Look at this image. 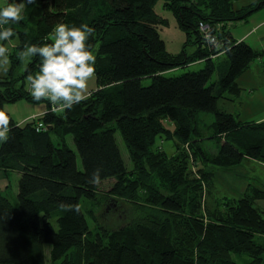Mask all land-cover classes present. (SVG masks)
Listing matches in <instances>:
<instances>
[{
  "label": "trees",
  "instance_id": "16d2710c",
  "mask_svg": "<svg viewBox=\"0 0 264 264\" xmlns=\"http://www.w3.org/2000/svg\"><path fill=\"white\" fill-rule=\"evenodd\" d=\"M155 1L37 0L19 23L0 25L18 40L8 51L9 73L0 75V109L19 98L34 101L24 79L39 71L40 58L29 59L21 75L13 73L24 45L50 43L60 22L94 27L97 79L88 99L71 110L53 111L48 103L21 123L5 110L11 131L0 141V168L17 171L19 178L15 203L0 192V264H264V216L255 205L264 188L212 194L216 169L229 171L246 157L264 163V119L241 120L217 105L239 93L238 76L263 55L225 25L246 20L264 0L238 8L232 0H165L186 34L176 54L159 34L165 19L154 10ZM201 20L210 23L215 41L202 35ZM192 43L196 47L187 53ZM217 53L224 59L216 60ZM198 60L204 63L197 70L164 75ZM200 110L214 114L207 135L217 145L213 151L201 144ZM171 137L177 146L169 155L157 140ZM97 168L99 181L114 179L107 204L122 207L127 220L93 231L80 203L98 192L99 181L90 182Z\"/></svg>",
  "mask_w": 264,
  "mask_h": 264
},
{
  "label": "rangeland",
  "instance_id": "374dc122",
  "mask_svg": "<svg viewBox=\"0 0 264 264\" xmlns=\"http://www.w3.org/2000/svg\"><path fill=\"white\" fill-rule=\"evenodd\" d=\"M164 1L165 0H156L154 2V10L160 17L165 19L164 23L158 24V31L164 41L166 50L176 54L181 51L186 41V34L178 24L177 18L173 11L168 6L164 5ZM232 1L234 2L235 6H240L245 0ZM7 3L8 0H0V8L4 7ZM203 6L205 7V5ZM205 11H208V9L206 8ZM225 27L226 29L230 30L235 39H244L245 42L250 44L252 47L262 50L263 55L259 58H256L251 63L250 70L243 74L244 76H241L243 78H240L239 86L241 88L237 94L238 97H233L234 99H231L232 96L229 95L228 98H220L217 105L219 108L225 111L232 112L236 118L239 116V118L243 117L256 120L264 112V6L254 10L248 15L246 20L240 19L236 21H229ZM17 41V38L13 37L10 40L5 41L4 46L10 52L14 49ZM195 47V44H190L186 47V52L191 53ZM214 57L216 60L221 61L224 59V54L217 53ZM20 59V63L14 70V76H19L24 72L26 64L29 60L28 58ZM203 63V60L193 61L187 65L177 66L166 70L164 75H178L187 70H197L203 66ZM9 66L10 63L7 66L8 70L6 72L3 70V68H0V75L9 73ZM216 76L217 69L214 71L211 79L216 78ZM26 77L27 76H25L24 79L25 87L30 89V86L26 81ZM252 77H254L258 82L257 85L259 87L253 88L252 83L250 82V78ZM20 82L21 79H19V82L16 83V86H18ZM142 82L147 84L150 82V79L144 78ZM96 86L97 79L94 75V77L88 82V92L96 88ZM48 106L49 104L47 101H41L37 103L36 101H28L24 98H19L14 102H5L3 104L4 110L9 112L11 116L18 121H21L22 119L27 120L29 118H33L41 114L40 112L45 111ZM198 118L203 122L204 125L203 132L205 137L201 140V144L205 149L213 151L216 149L217 145L215 141L210 137H207V135L210 134L208 124L213 121L214 114L212 111L200 110ZM165 124L170 128H173L174 126L173 123L165 122ZM115 135L125 163L128 168H131L132 163L129 159L125 142L122 139L119 131H116ZM53 140L56 142L55 135H53ZM67 140L71 148L75 149L71 135H67ZM157 143L161 145L165 152L169 155L173 153L177 146L175 137L164 140L160 138L157 140ZM77 162L79 166H81L79 158H77ZM190 166L193 167L192 165ZM216 170L217 172L213 178L214 184L212 187V194L214 195L220 196L226 193L228 196H239L247 186L264 188V163L261 161L246 157L229 171H222L220 169ZM18 178V172L8 168H0V192L7 195L13 203L17 201L16 193L18 189ZM113 182L114 179L112 178L99 181L97 184L98 192L94 195V197L91 200L81 199L80 204L83 207L86 216L88 217L87 219L89 227L93 231H95L100 226L108 228L118 227L127 220L124 212L122 211V207L116 208V205L112 202L111 204H107L106 197L108 194V189ZM209 196L210 195H208L206 199L212 201L214 197H211L212 195L210 197ZM255 205L262 209L264 216V197L257 198L255 200ZM44 252L45 257L47 258L49 254V244H45Z\"/></svg>",
  "mask_w": 264,
  "mask_h": 264
},
{
  "label": "clouds",
  "instance_id": "9594fccd",
  "mask_svg": "<svg viewBox=\"0 0 264 264\" xmlns=\"http://www.w3.org/2000/svg\"><path fill=\"white\" fill-rule=\"evenodd\" d=\"M36 3L37 0H8L0 8V25L19 23L24 18L25 8ZM94 34V27L88 23L76 26L60 22L54 25L50 43L24 45L21 58H40L39 71L26 77L34 101H47L53 111H65L88 99V82L95 75L96 55L90 43ZM15 35L11 28H0V68L5 72L10 61L3 42ZM10 131L9 116L0 109V141H6ZM100 172L101 169H94L90 182H98ZM61 207L77 213L80 210L78 204L66 206L61 203Z\"/></svg>",
  "mask_w": 264,
  "mask_h": 264
},
{
  "label": "crops",
  "instance_id": "0c3cea01",
  "mask_svg": "<svg viewBox=\"0 0 264 264\" xmlns=\"http://www.w3.org/2000/svg\"><path fill=\"white\" fill-rule=\"evenodd\" d=\"M253 0H245L244 2H243V4L242 5H240V6H235V4H234V2H233V6L235 7V8H238V7H241V6H245V5H247V4H249L250 2H252ZM232 34V33H231ZM244 36V35H243ZM242 36V37H243ZM237 40H241V39H237ZM242 40H244V39H242ZM248 70H250V66L247 68V69H245L239 76H238V78H237V82H238V84L240 83V78H243V77H241V76H244L243 74H245ZM248 74H250V73H248ZM250 82L252 83V86H253V88H255V87H259L258 85H257V81L255 80V78L254 77H252V78H250ZM241 88V87H240ZM233 97H238L237 95H235V96H232L231 97V99H234ZM263 106H264V100H263ZM40 113H42V112H40ZM232 113V112H231ZM237 115V114H236ZM238 118H239V116H238ZM239 119H241V120H245V119H249V118H239ZM264 119V112H263V114L260 116V117H258L256 120H263ZM255 120V119H254ZM17 122H19V123H21V122H23V121H25V120H21V121H18V120H16ZM17 172V171H16Z\"/></svg>",
  "mask_w": 264,
  "mask_h": 264
},
{
  "label": "built area",
  "instance_id": "2783aa9c",
  "mask_svg": "<svg viewBox=\"0 0 264 264\" xmlns=\"http://www.w3.org/2000/svg\"><path fill=\"white\" fill-rule=\"evenodd\" d=\"M198 27L204 37L208 38L210 41H215V36L212 32L210 23H208L207 21L201 20L198 23Z\"/></svg>",
  "mask_w": 264,
  "mask_h": 264
}]
</instances>
